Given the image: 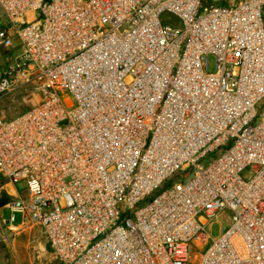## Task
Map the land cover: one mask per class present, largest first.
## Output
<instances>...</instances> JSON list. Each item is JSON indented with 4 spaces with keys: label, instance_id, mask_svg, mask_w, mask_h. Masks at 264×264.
I'll return each instance as SVG.
<instances>
[{
    "label": "built area",
    "instance_id": "built-area-1",
    "mask_svg": "<svg viewBox=\"0 0 264 264\" xmlns=\"http://www.w3.org/2000/svg\"><path fill=\"white\" fill-rule=\"evenodd\" d=\"M37 80L0 118L6 231L58 264H264V0H0V97Z\"/></svg>",
    "mask_w": 264,
    "mask_h": 264
},
{
    "label": "rangeland",
    "instance_id": "rangeland-1",
    "mask_svg": "<svg viewBox=\"0 0 264 264\" xmlns=\"http://www.w3.org/2000/svg\"><path fill=\"white\" fill-rule=\"evenodd\" d=\"M163 19L177 23L176 18L171 15H164ZM208 63V70L213 71L214 59L208 57ZM42 97V83L38 80L11 91L0 97V118L10 119L17 113L37 105ZM245 175H247L246 172L243 173V176ZM18 187H23V183L20 182ZM6 190L13 193L12 186L7 184V180L0 175V264H58L38 226L26 225L14 231H6L3 219L8 218L9 212L4 204L12 200ZM20 221V216L15 215L14 224H18ZM225 224V219L222 216L215 219L207 227L210 237H217ZM4 231L8 235L7 237L4 235Z\"/></svg>",
    "mask_w": 264,
    "mask_h": 264
},
{
    "label": "crops",
    "instance_id": "crops-1",
    "mask_svg": "<svg viewBox=\"0 0 264 264\" xmlns=\"http://www.w3.org/2000/svg\"><path fill=\"white\" fill-rule=\"evenodd\" d=\"M8 184V183H7ZM13 188V193L11 194L8 190H6L7 191V193L12 197V199L14 198V196L16 195V191H15V188L14 187H12ZM8 203V202H7ZM6 203V204H7ZM6 204H4V207H6ZM8 211V210H7Z\"/></svg>",
    "mask_w": 264,
    "mask_h": 264
}]
</instances>
